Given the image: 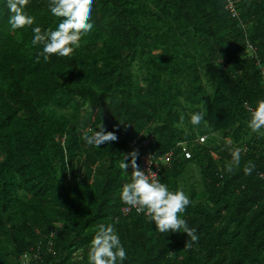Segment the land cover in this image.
<instances>
[{
    "label": "trees",
    "instance_id": "obj_1",
    "mask_svg": "<svg viewBox=\"0 0 264 264\" xmlns=\"http://www.w3.org/2000/svg\"><path fill=\"white\" fill-rule=\"evenodd\" d=\"M225 5L94 0L79 47L45 61L31 41L32 27L59 23L48 0H31L35 24L18 30L0 4V264H88L101 224L119 233L125 264H264V129L247 125L264 98V0H238L239 19ZM81 125L118 139L88 146ZM145 139L156 159L173 153L160 179L171 189L199 168L202 191H191L183 214L195 243L159 232L143 213L121 214L132 169L119 164ZM229 147L242 149L231 172Z\"/></svg>",
    "mask_w": 264,
    "mask_h": 264
},
{
    "label": "clouds",
    "instance_id": "obj_2",
    "mask_svg": "<svg viewBox=\"0 0 264 264\" xmlns=\"http://www.w3.org/2000/svg\"><path fill=\"white\" fill-rule=\"evenodd\" d=\"M31 0H0L8 9V25L10 30L23 29L35 24V17L27 10ZM94 0H48V11L59 23L55 28L42 30L41 27H32V45L41 47L37 59L43 57L48 61L52 55L70 57L79 47L81 37L89 33L94 25L91 21ZM204 111L193 112L190 123L193 126L201 125L204 121ZM247 125L252 132L259 133L264 129V98L256 101L255 107L250 110ZM183 120V117H181ZM82 140L92 147L116 141L115 132L106 131L101 125L97 130L85 129L81 125ZM205 137H201L203 142ZM229 145L230 141L227 142ZM231 156L226 171H233L241 164L242 149L229 147ZM130 163L125 162L129 161ZM138 152L132 151L120 161V169L128 173L131 167V179L124 183L119 197L121 201L143 213L152 224L155 222L156 230L161 233H186L192 243L198 241L197 229L190 227L183 217L191 199L182 188L171 189L168 184L157 178V173L149 169L147 172L140 169L137 164ZM255 165L249 162L243 169L245 175H251ZM189 242H188V245ZM128 259L127 249L121 237L112 224H101L96 231L88 252V264H125Z\"/></svg>",
    "mask_w": 264,
    "mask_h": 264
},
{
    "label": "built area",
    "instance_id": "obj_3",
    "mask_svg": "<svg viewBox=\"0 0 264 264\" xmlns=\"http://www.w3.org/2000/svg\"><path fill=\"white\" fill-rule=\"evenodd\" d=\"M226 5L225 9L227 12L231 15L233 19H239L240 18V12L238 9V0H225ZM205 137L204 141L201 142L200 138ZM198 138V140L201 143H205L207 140L206 136H201ZM151 140H141V141H135L132 145L131 148L134 151H137L140 154L139 160H138V165L141 170L147 172L149 169L151 171L157 173V178L161 179V164L166 163L169 160V157L173 155V153L169 154L167 157H161V158H155L154 155L151 152L150 148ZM181 146L182 153L184 154L186 159H191L192 154L188 148V146L184 143ZM260 178L264 179V172L260 173ZM121 214L123 216H129L131 214H142V213H137L135 209L130 208L129 206L125 205L121 209ZM60 229H54L52 233L50 234L51 238H54L57 236L58 231ZM51 243V242H50ZM38 256V254L36 255ZM25 261L28 262L31 260L29 255H24Z\"/></svg>",
    "mask_w": 264,
    "mask_h": 264
},
{
    "label": "rangeland",
    "instance_id": "obj_4",
    "mask_svg": "<svg viewBox=\"0 0 264 264\" xmlns=\"http://www.w3.org/2000/svg\"><path fill=\"white\" fill-rule=\"evenodd\" d=\"M182 189L189 195L193 189H196L198 192L201 193L202 191L201 177H200L199 168L197 166L191 167L188 176H186V178L182 182Z\"/></svg>",
    "mask_w": 264,
    "mask_h": 264
}]
</instances>
